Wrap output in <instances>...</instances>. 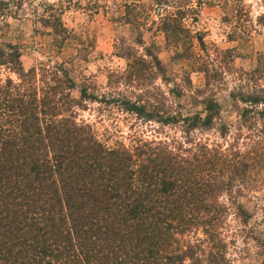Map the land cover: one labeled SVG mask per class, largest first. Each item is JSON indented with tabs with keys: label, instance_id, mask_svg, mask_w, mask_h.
I'll use <instances>...</instances> for the list:
<instances>
[{
	"label": "trees",
	"instance_id": "trees-1",
	"mask_svg": "<svg viewBox=\"0 0 264 264\" xmlns=\"http://www.w3.org/2000/svg\"><path fill=\"white\" fill-rule=\"evenodd\" d=\"M19 56L0 43V66L17 76L0 79V264H228L218 238L225 186L213 177L233 170L226 149L140 136L107 146L76 121L88 101L207 129L215 103L205 102L203 116H181L139 96L96 95L87 78L73 97L65 69L36 79Z\"/></svg>",
	"mask_w": 264,
	"mask_h": 264
},
{
	"label": "rangeland",
	"instance_id": "rangeland-1",
	"mask_svg": "<svg viewBox=\"0 0 264 264\" xmlns=\"http://www.w3.org/2000/svg\"><path fill=\"white\" fill-rule=\"evenodd\" d=\"M0 43L13 45L36 79L65 69L73 97L87 78L96 95L139 96L181 116H203L205 102L215 103L207 129L161 126L88 101L76 121L107 146L140 136L226 149L232 172L213 174L225 186L217 196L224 258L264 264V103L253 102L264 99V0H0ZM16 77L0 66L1 80Z\"/></svg>",
	"mask_w": 264,
	"mask_h": 264
}]
</instances>
